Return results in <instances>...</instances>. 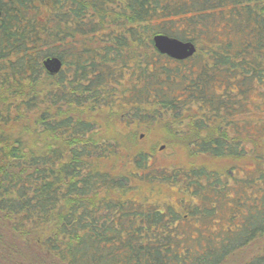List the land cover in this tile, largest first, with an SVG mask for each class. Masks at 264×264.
Segmentation results:
<instances>
[{"label":"trees","instance_id":"16d2710c","mask_svg":"<svg viewBox=\"0 0 264 264\" xmlns=\"http://www.w3.org/2000/svg\"><path fill=\"white\" fill-rule=\"evenodd\" d=\"M155 124L205 163L134 151ZM263 239L264 0H0V264H264Z\"/></svg>","mask_w":264,"mask_h":264},{"label":"rangeland","instance_id":"374dc122","mask_svg":"<svg viewBox=\"0 0 264 264\" xmlns=\"http://www.w3.org/2000/svg\"><path fill=\"white\" fill-rule=\"evenodd\" d=\"M173 92H176L175 94H179V89H174ZM250 100V104L247 103L244 107V110L249 111V114L250 111H252L251 109L254 110L255 107L260 105L261 102L260 96H258L257 94H251ZM247 118L248 113L246 114V116H243L244 120ZM237 119H241V116H238ZM148 123L151 124L150 122ZM123 126L126 128H124ZM143 126L137 129L139 133L136 134V138H134V141L132 142L133 144L131 143L130 145H132L131 147H133L134 151L139 149L147 151V153L149 154V161L152 163V165L157 166L158 168H166L170 170L174 167L189 168L191 166H198L205 163V159L200 157H191L185 150H182L181 148H178L176 146L172 147L168 144V142H165L160 135L162 129L158 124L151 125L152 132L150 134H147L146 132L147 126H145L144 128ZM118 130L122 131V133L124 134H129L131 132H134L135 129L134 125L127 126V122L122 121L120 122ZM130 152H132V149L130 150ZM241 166L248 171L254 168L251 162H245ZM124 167H122L121 164L116 166L115 172L122 171ZM214 167L215 165L211 168ZM173 191H176V188H174ZM157 197L161 202L167 201L168 203L173 205L176 202L175 198H173V195H171L170 193ZM260 247H264V239L260 243ZM251 250L253 252L254 248H252Z\"/></svg>","mask_w":264,"mask_h":264},{"label":"water","instance_id":"95a60500","mask_svg":"<svg viewBox=\"0 0 264 264\" xmlns=\"http://www.w3.org/2000/svg\"><path fill=\"white\" fill-rule=\"evenodd\" d=\"M154 49L163 56L172 60L184 61L192 57L196 51L194 45L189 42H181L165 35H157L153 38ZM43 68L49 75L57 74L61 68V62L56 59H46Z\"/></svg>","mask_w":264,"mask_h":264}]
</instances>
